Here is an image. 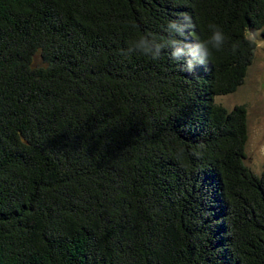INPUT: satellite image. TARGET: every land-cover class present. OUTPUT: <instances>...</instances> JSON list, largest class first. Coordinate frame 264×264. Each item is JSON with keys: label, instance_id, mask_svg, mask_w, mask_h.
I'll list each match as a JSON object with an SVG mask.
<instances>
[{"label": "trees", "instance_id": "trees-1", "mask_svg": "<svg viewBox=\"0 0 264 264\" xmlns=\"http://www.w3.org/2000/svg\"><path fill=\"white\" fill-rule=\"evenodd\" d=\"M260 30L264 0H0V264H264L247 107L215 100Z\"/></svg>", "mask_w": 264, "mask_h": 264}, {"label": "rangeland", "instance_id": "rangeland-1", "mask_svg": "<svg viewBox=\"0 0 264 264\" xmlns=\"http://www.w3.org/2000/svg\"><path fill=\"white\" fill-rule=\"evenodd\" d=\"M249 35L257 43L255 57L243 83L229 94L218 95L217 103L231 109L235 105L247 107L249 138L246 146V163L255 173L264 171V33L262 30Z\"/></svg>", "mask_w": 264, "mask_h": 264}, {"label": "clouds", "instance_id": "clouds-1", "mask_svg": "<svg viewBox=\"0 0 264 264\" xmlns=\"http://www.w3.org/2000/svg\"><path fill=\"white\" fill-rule=\"evenodd\" d=\"M210 27H215L214 25H210ZM211 43L213 47L219 48L222 46L224 43V37L221 31L217 30L214 32L212 38H211ZM137 47H139L140 52L144 55H148V52L150 51L148 43L146 38H141L138 41ZM204 61H202L203 63Z\"/></svg>", "mask_w": 264, "mask_h": 264}]
</instances>
